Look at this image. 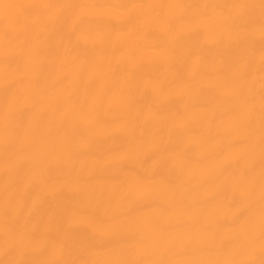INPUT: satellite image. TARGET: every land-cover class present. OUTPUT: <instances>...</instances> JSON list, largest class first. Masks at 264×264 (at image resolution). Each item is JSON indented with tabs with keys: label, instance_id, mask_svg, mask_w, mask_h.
I'll return each instance as SVG.
<instances>
[{
	"label": "bare ground",
	"instance_id": "obj_1",
	"mask_svg": "<svg viewBox=\"0 0 264 264\" xmlns=\"http://www.w3.org/2000/svg\"><path fill=\"white\" fill-rule=\"evenodd\" d=\"M0 264H264V0H0Z\"/></svg>",
	"mask_w": 264,
	"mask_h": 264
}]
</instances>
